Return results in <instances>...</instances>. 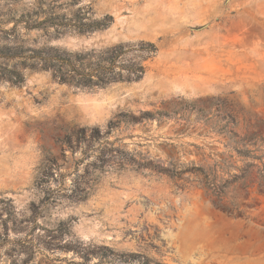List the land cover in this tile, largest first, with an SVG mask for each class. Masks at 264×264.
I'll use <instances>...</instances> for the list:
<instances>
[{
	"label": "rangeland",
	"instance_id": "1",
	"mask_svg": "<svg viewBox=\"0 0 264 264\" xmlns=\"http://www.w3.org/2000/svg\"><path fill=\"white\" fill-rule=\"evenodd\" d=\"M260 1L0 0V264H264L256 169L221 196L199 172L243 165L224 118L264 120Z\"/></svg>",
	"mask_w": 264,
	"mask_h": 264
},
{
	"label": "trees",
	"instance_id": "2",
	"mask_svg": "<svg viewBox=\"0 0 264 264\" xmlns=\"http://www.w3.org/2000/svg\"><path fill=\"white\" fill-rule=\"evenodd\" d=\"M43 22L39 23L37 26L42 25ZM100 24H88V25H79L77 29L80 32H89L93 31ZM148 48H152L151 45H148ZM42 53L45 54L44 57L41 58V68L42 69H52L54 71V75L58 77L59 81L62 83H75L72 82L74 79L71 77L70 79L66 76V73L63 72L64 65L71 66L72 71L75 75L79 76L80 80L76 82L74 85L79 88H92L97 86H104L103 79L98 80L97 82H93L91 79V75L85 74L82 71H79L77 68V63H81L86 59L87 55L81 54H66L63 52H59L54 49H44ZM32 67H37V64H32ZM134 74L136 75L134 80H139L143 75V68L139 67ZM14 83L18 84L22 80L19 75L13 74ZM72 80V81H71ZM129 81V80H127ZM224 125L222 129L224 135L228 137V143L230 145V149L235 152L237 158L241 159L243 165L240 168H235L236 173L229 174L227 172V177L225 180L218 178L217 173L209 172L204 173L203 171H199L202 175V180L200 181L203 188L209 192H211L214 196H221L224 190L231 184H235L238 182H243L249 174L250 169H256L257 174V184L258 186L264 185V165H260L258 167L253 162H247V159L258 160L253 156V153L258 151L261 146H264V120H257L253 125L249 126V130H247L244 134H239L235 132V128L237 126V122L232 117L224 118Z\"/></svg>",
	"mask_w": 264,
	"mask_h": 264
},
{
	"label": "bare ground",
	"instance_id": "3",
	"mask_svg": "<svg viewBox=\"0 0 264 264\" xmlns=\"http://www.w3.org/2000/svg\"><path fill=\"white\" fill-rule=\"evenodd\" d=\"M261 2H264V1H260V2H258V4L260 3L259 6H257L258 8L260 7V5L263 4V3H261ZM258 4H257V5H258ZM262 6H263V5H262ZM262 6H261V8H262ZM258 8H257V10H258ZM259 9H260V8H259ZM186 83H187V82H185V85H186ZM188 84H189V82H188ZM187 87H188V85H187ZM92 103H94V102H92ZM94 104H95V103H94Z\"/></svg>",
	"mask_w": 264,
	"mask_h": 264
}]
</instances>
